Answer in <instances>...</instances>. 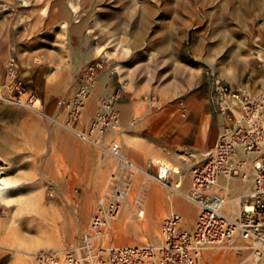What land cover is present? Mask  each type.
<instances>
[{
	"label": "rangeland",
	"instance_id": "374dc122",
	"mask_svg": "<svg viewBox=\"0 0 264 264\" xmlns=\"http://www.w3.org/2000/svg\"><path fill=\"white\" fill-rule=\"evenodd\" d=\"M11 58L43 111L58 119L84 67L103 59L104 87L122 91L120 127L108 138L153 175L164 162L181 165L187 194L190 170L205 159L222 121L208 101V73L234 87L264 91V0H0V130L7 123L6 134L14 137L0 142L8 154L0 158V172L10 183L0 200V264H34L38 252L79 244L105 189L99 186L106 183L110 157L1 99L10 95L5 84ZM97 96L89 101L86 123L98 110ZM180 99L188 106L186 118ZM30 116L49 126V138L18 126ZM170 171L167 185L153 183L145 203L128 201L112 223L109 242L156 243L163 220L174 212L193 227L198 209L169 188L177 178ZM230 185L226 211L234 215L228 205L251 193L252 181ZM208 252L209 264L242 263L232 251ZM244 264H264V258Z\"/></svg>",
	"mask_w": 264,
	"mask_h": 264
},
{
	"label": "built area",
	"instance_id": "2783aa9c",
	"mask_svg": "<svg viewBox=\"0 0 264 264\" xmlns=\"http://www.w3.org/2000/svg\"><path fill=\"white\" fill-rule=\"evenodd\" d=\"M103 59H94L82 70L77 90L62 104L63 118H53L41 108L38 95L20 79L15 58L7 62L5 88L10 95L1 98L7 103L38 113L85 142L104 151L113 161L103 193L98 197L88 228L79 244L64 251H41L34 255V264H202L207 251H232L242 263L264 258V91L234 87L213 73H208V101L226 125L205 159L190 170V190L182 194L198 211L193 227L185 225L184 216L174 212L161 225L159 239L153 244L117 246L108 241L112 223L120 216L130 199L136 204L147 201L153 183L167 185L171 171L159 166L151 174L128 158L122 145L104 143V136L120 127L118 90L111 96L97 99L98 110L86 129L81 121L97 86ZM114 72V71H113ZM183 118L188 106L178 102ZM232 180L252 181V190L241 197L240 211L228 214ZM54 197V189L48 185Z\"/></svg>",
	"mask_w": 264,
	"mask_h": 264
},
{
	"label": "crops",
	"instance_id": "0c3cea01",
	"mask_svg": "<svg viewBox=\"0 0 264 264\" xmlns=\"http://www.w3.org/2000/svg\"><path fill=\"white\" fill-rule=\"evenodd\" d=\"M81 63H82V61L81 60H79L78 61V65H81ZM89 63V62H88ZM87 63V64H88ZM105 82H106V78H105V75H104V72H101L100 74H99V77H98V81H97V86H96V88H95V90H94V94L96 93V95H98L97 96V98H99V97H101V96H111V95H113L116 91L114 90L113 91V88L111 87V88H105L104 87V85H105ZM76 92V91H75ZM71 97V96H70ZM69 98V97H68ZM40 104H41V102H40ZM88 109L86 110V112H85V115H84V117H83V120L81 121V127L82 128H84V129H86L87 127H88V125H89V122L88 123H86V117H88V115L90 114V112H91V109H90V106H89V103H88ZM218 115V114H217ZM220 118H221V124H220V128L218 129L219 131V134L222 132V130L224 129V126L226 125V121H225V118L224 117H222V116H220V115H218ZM5 126H3L2 127V129L0 130V142L1 143H9V142H13V140H14V137L13 136H11V135H7L6 134V132L8 131L7 130V126H8V124L7 123H5L4 124ZM11 125H12V123H11ZM18 126L21 128V129H23L24 131H25V133L28 131V133L29 134H31L32 136H42V138H43V140L45 139V138H49V130H50V128H49V126L48 127H45V125H44V123L40 120V119H38V118H34V117H31L30 116V118L29 119H26V121H20L19 123H18ZM47 131V132H46ZM110 132V131H109ZM109 132L104 136V141L107 143V144H110V143H112L113 141H117L116 139H109L108 138V134H109ZM27 133V134H28ZM219 134H218V136H219ZM218 136H217V138H218ZM217 140V139H216ZM118 142V141H117ZM215 143H216V141L214 142V144L211 146V147H209V148H207V150H208V152L214 147V145H215ZM121 144V143H120ZM122 145V144H121ZM122 147H123V145H122ZM123 151H124V148H123ZM124 154L128 157V158H130L125 152H124ZM8 154L7 153H5L4 152V150H0V158H2V157H5V156H7ZM98 156H97V165H98ZM131 159V158H130ZM131 160H133V159H131ZM158 160H160V159H158ZM109 161H110V167H109V173H108V175H107V180H106V183L104 184V182L103 183H101L100 184V186H99V189L101 190V189H103L104 188V186L106 187V184H107V182H108V179H109V176H110V173H111V171H112V169H113V167H114V161L111 159V158H109ZM134 161V160H133ZM162 161V160H161ZM135 162V161H134ZM136 163V162H135ZM138 164V163H137ZM139 165V164H138ZM140 166V165H139ZM220 183H221V185L222 184H226L223 180H221L220 181ZM229 188H230V192H229V196H228V198L229 199H231V197H232V192H231V185H230V183H227L226 184ZM154 191L155 192H158V188L157 187H155L154 188ZM239 197V196H238ZM98 199V198H97ZM237 201V200H236ZM233 205V204H232ZM232 205H230L229 206V209H230V207H232ZM185 225L187 226V227H189V228H191L186 222H185ZM212 261V258H211V254H209V252L207 251V252H204L203 253V255H202V264H209L210 262ZM224 261H222V263H223ZM240 264H244V263H240Z\"/></svg>",
	"mask_w": 264,
	"mask_h": 264
},
{
	"label": "bare ground",
	"instance_id": "6f19581e",
	"mask_svg": "<svg viewBox=\"0 0 264 264\" xmlns=\"http://www.w3.org/2000/svg\"><path fill=\"white\" fill-rule=\"evenodd\" d=\"M157 161L162 162L161 160H157ZM165 167L170 168L177 176L176 181L174 182L173 186L169 188L176 194H181V195L184 194V192L182 191L183 179H184V174H185L183 167H181V165L172 164L170 162H164L162 169L164 170ZM5 175H6L5 172H0V200L7 198L6 197L7 192L10 189V183L7 177H5ZM222 186H224L227 192H230V188L226 184L225 185L222 184ZM240 207H241V198L238 197L237 201L232 205V207H230V209L228 205V210L229 212H235L238 215L240 211Z\"/></svg>",
	"mask_w": 264,
	"mask_h": 264
}]
</instances>
